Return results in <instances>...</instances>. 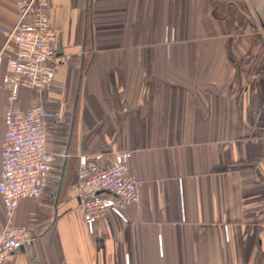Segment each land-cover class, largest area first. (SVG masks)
Instances as JSON below:
<instances>
[{
    "label": "crops",
    "instance_id": "0c3cea01",
    "mask_svg": "<svg viewBox=\"0 0 264 264\" xmlns=\"http://www.w3.org/2000/svg\"><path fill=\"white\" fill-rule=\"evenodd\" d=\"M55 75L42 104L51 171L15 224L32 245L3 264H264V0H48ZM0 0V173L8 93ZM131 153L138 201L90 229L82 154ZM0 196V230L5 226Z\"/></svg>",
    "mask_w": 264,
    "mask_h": 264
},
{
    "label": "built area",
    "instance_id": "2783aa9c",
    "mask_svg": "<svg viewBox=\"0 0 264 264\" xmlns=\"http://www.w3.org/2000/svg\"><path fill=\"white\" fill-rule=\"evenodd\" d=\"M18 21L3 30L2 55L7 72L3 86L8 93L4 115L6 133L1 151L0 196L6 224L0 230V264L32 245L26 227L15 224L21 200L41 196V178L52 168L53 155L47 147L46 123L54 114L37 104L24 110L16 107L21 87L46 90L55 75L56 33L50 21L48 0H16ZM128 151L115 152L103 164V154H82L78 163V192L86 223H95L108 212L122 217L138 201L140 182L131 175Z\"/></svg>",
    "mask_w": 264,
    "mask_h": 264
}]
</instances>
